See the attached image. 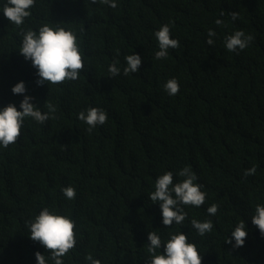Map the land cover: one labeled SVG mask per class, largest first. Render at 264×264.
<instances>
[{
  "label": "trees",
  "instance_id": "obj_1",
  "mask_svg": "<svg viewBox=\"0 0 264 264\" xmlns=\"http://www.w3.org/2000/svg\"><path fill=\"white\" fill-rule=\"evenodd\" d=\"M116 2L113 9L91 0H35L21 28L60 23L73 30L85 64L78 80L37 86V70L18 53L21 29L5 18L6 0H0V109L13 103L22 110L24 95L42 111L46 100L57 109L44 124L26 118L18 140L0 146V264H37L36 252L50 255L24 224L44 207L75 221L76 245L64 264H86L89 253L101 264H146L150 231L162 241L169 232H183L202 264H264V236L251 222L256 204L264 205V0ZM231 12L238 13L235 21ZM164 24L180 47L156 60L154 32ZM210 29L216 33L212 46L206 43ZM238 30L254 39L229 52L224 37ZM129 54H139L141 65L124 76ZM114 60L121 74L111 78ZM171 78L180 85L175 96L163 89ZM21 81L26 92L14 95ZM89 107L108 116L91 134L78 119ZM185 166L206 201L200 208L184 206L183 225L165 226L149 193L166 171L174 183L183 180L176 174ZM252 166L256 173L245 177ZM69 185L73 200L61 191ZM213 203L219 211L209 216ZM193 218L211 219L213 231L198 236ZM241 220L248 235L234 249L225 240Z\"/></svg>",
  "mask_w": 264,
  "mask_h": 264
},
{
  "label": "clouds",
  "instance_id": "obj_2",
  "mask_svg": "<svg viewBox=\"0 0 264 264\" xmlns=\"http://www.w3.org/2000/svg\"><path fill=\"white\" fill-rule=\"evenodd\" d=\"M93 5H107L113 9L117 7L116 0H91ZM35 5V0H6L3 5V14L11 24L20 28L19 35L22 37L18 53L26 61H31L32 67L37 72V86L58 85L66 81H75L79 79L81 72L85 68L84 58L78 44L77 34L71 29H65L60 23L51 26L44 23L39 26L38 31L31 28L24 30L21 26L25 18L30 17L31 9ZM225 12H221V16ZM228 15L235 21L238 13L231 12ZM217 26H223L224 21L217 19ZM171 30L168 24L161 25L154 32L158 43V51L155 52L156 60H165L168 58L169 49L180 47L178 39L171 38ZM206 43L209 46L214 45L213 37L215 31H208ZM253 36L245 35L243 31H235L233 34L224 37V47L229 52L244 50L253 40ZM119 55V50H117ZM126 66L123 68V75L138 72L141 65V56L139 54H129L125 56ZM119 62L114 60L108 66L109 77L115 78L121 74V68L117 66ZM164 91L169 96H175L179 93L180 85L176 78L168 79L163 84ZM14 95H23L26 92V86L23 81L16 83L12 89ZM34 98L24 95L20 102V109L13 103L0 109V146L8 148L14 144L21 135V129L26 118H31L39 124L46 123L49 119H55L57 111L56 106L46 100L42 111L36 107L32 101ZM78 119L85 123L87 131L91 134L98 125H104L108 116L105 110L98 107H89L78 113ZM256 167L252 166L246 169L244 176L254 175ZM176 175L184 179L174 183L173 172L166 171L155 179L154 191L149 193V199L153 203H159L162 214V222L165 226L183 225L188 218V213L184 206L200 208L205 204L206 193L201 190L202 185L195 183L197 176L190 167L185 166ZM67 200H73L76 197V190L71 185L61 189ZM209 216H215L219 211V205L211 204L206 209ZM252 224L259 229L261 236H264V205L256 204L254 214L251 216ZM25 227L29 230V238L43 246L50 255L46 258L40 252L35 253L37 264H47L51 260L53 264H64L65 257L76 245V224L70 216L58 214L55 210L48 207L42 208L38 215L24 221ZM191 227L200 237L213 231V221L206 219L204 221L191 219ZM171 228V227H170ZM248 235L244 220L238 221L231 230V238H227L225 243L231 244L234 249L244 246ZM148 258L146 264H202V256L194 242H189L188 236L183 232H169L168 238L162 241L156 231H150L147 236ZM234 241V243H233ZM164 246L161 253V246ZM160 250V251H158ZM86 264H101V260L94 258L91 253L85 256Z\"/></svg>",
  "mask_w": 264,
  "mask_h": 264
}]
</instances>
